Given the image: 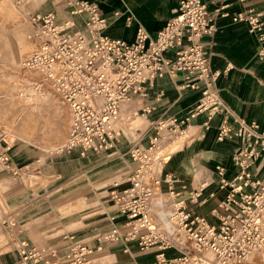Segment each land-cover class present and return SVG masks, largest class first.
<instances>
[{"label": "built area", "instance_id": "2783aa9c", "mask_svg": "<svg viewBox=\"0 0 264 264\" xmlns=\"http://www.w3.org/2000/svg\"><path fill=\"white\" fill-rule=\"evenodd\" d=\"M64 2L73 14L86 16L89 34L72 30L73 22L56 23L53 13L32 14L29 37L34 47L23 61L68 110L66 138L58 152L76 149L84 155L111 148L120 135L123 104L133 95H144L142 84H151L156 76L181 72L184 82L179 87L199 90L198 104L182 119L160 122L157 130L167 127L182 134L180 127L199 113L206 114L205 127L219 116L216 138L239 143L231 157L234 173L228 177L225 166L215 165L224 196L212 208V219L196 213L191 205L198 202L206 180L182 196L175 188L178 178L171 172L161 174L166 159L153 156L165 140L158 131L145 148L130 149L137 167L110 185L107 194L114 212L108 218L110 227L95 233L96 242L65 233L62 238L69 244L61 253L55 246H36L16 237L17 264H92L104 243L118 242H135L140 250H150L153 264H248L264 247V175L252 172L253 166L264 167V129L236 116L217 93L214 84L220 72L211 69L210 52L201 41L215 31V13L203 0H178L176 13L154 37L139 26L130 44L103 33L106 17L97 3ZM231 20L245 22L250 31L264 29L262 14L255 9L232 14ZM168 50H173L172 57L165 55ZM259 56L264 58V47ZM231 67L228 63L224 71ZM6 135L0 128V171L17 174L10 158L12 142ZM162 183L166 191L161 190ZM2 194L0 218L13 230L15 220Z\"/></svg>", "mask_w": 264, "mask_h": 264}, {"label": "crops", "instance_id": "0c3cea01", "mask_svg": "<svg viewBox=\"0 0 264 264\" xmlns=\"http://www.w3.org/2000/svg\"><path fill=\"white\" fill-rule=\"evenodd\" d=\"M86 1L97 3L101 13L106 17V26L103 30L105 35L130 44L133 43L139 26L143 27L150 37H154L167 20L174 16L178 8V0ZM203 1L207 9L214 12L216 16L215 31L209 36H203L201 41L210 52L211 69L220 72L214 84L217 93L236 116L247 122H255L264 129V58L259 56L260 48L264 47V29L250 31L245 22L231 20L232 14L248 9L260 11L264 19V0ZM25 9L28 16L53 13L56 23L70 21L73 22L72 30H81L89 34L85 26L86 16L73 14L64 0H28ZM216 9H219L221 13L226 12L227 15L217 13ZM128 16H131L129 22L126 20ZM165 55L172 57L173 50L166 51ZM228 63L232 67L224 71ZM183 82V73L179 72L172 76L165 72L161 76H156L151 84H142L144 95L131 96L121 108L122 119L118 124L120 135L111 148L102 151L89 150L84 155H80L76 149L61 151L63 157H69L56 159L60 160L59 163L63 165L61 177L55 166H43L44 175L55 177L47 185H40L39 189L14 186L10 200L5 192L7 208L21 230L19 237L36 246H55L61 253L67 250L69 244L62 238V234L65 233L74 234L77 239L86 238L89 243L96 242L95 233L110 227L108 218L114 212L110 198H106L105 194L108 193L112 182L128 176L137 167V162L130 157V149L137 146L145 148L151 136L159 131L157 129L160 122H165L171 117L182 119L198 104L200 91L190 87L181 89L179 85ZM137 118L140 122L132 129L129 123ZM205 119V112L199 113L190 119L187 125L180 127L188 135L185 138L196 141L195 149L190 146L188 154L185 155L187 164L192 170L193 179H184L178 172L167 169L169 159L163 163L161 174L171 172L178 178L175 188L182 193L183 197L206 180L207 184L203 187L208 186L207 189L201 193L198 202L192 204L191 207L196 213L212 219L210 212L217 200L224 196L225 191L219 187L213 168L218 164L225 166L227 176L231 177L234 173L231 157L239 143L233 138L222 140L216 138L219 116H214L209 121L208 127L204 125ZM170 132L171 130L166 127L161 129L159 134L164 136L166 141L168 134L172 137L176 133ZM177 140L167 144L162 152ZM17 147L12 145L10 158L11 164L20 170L27 167L32 156ZM14 148L16 151H21L22 156L11 154ZM206 150L215 152L217 155L213 158L208 157L207 153L202 152ZM202 153L206 156L203 157ZM192 156L194 164L190 160ZM184 163L179 166L176 164L174 167L181 169L185 166ZM184 168L186 172L189 170L187 167ZM194 170L198 172L200 170L199 177L195 176ZM5 171V169L0 171V179L11 175V172L6 173ZM252 172L254 176H263L264 167L253 166ZM160 187L162 191H166V184L162 183ZM214 191H219L217 197L210 198ZM63 194H69L71 198L79 196L78 198L85 200L87 210L93 215L88 227H82L83 230L78 228L82 215L77 214L72 217L62 215L58 211L68 204L76 205V207L81 204V199H78L75 202L54 205V201L59 197L63 198L61 196ZM206 199L209 203L203 208L201 202L204 203ZM93 230L95 231L91 232ZM84 231L90 233L84 235L82 233ZM41 232H46L41 236L39 241L41 244L29 237L30 234L35 235ZM9 243L10 248L0 252V264H17V244ZM110 249L113 251H109ZM116 255L120 257L117 261L114 260ZM106 258H110L113 264L154 263L151 251L140 250L135 242L104 243L103 250L94 255L92 264L95 260H98L97 264H104Z\"/></svg>", "mask_w": 264, "mask_h": 264}, {"label": "rangeland", "instance_id": "374dc122", "mask_svg": "<svg viewBox=\"0 0 264 264\" xmlns=\"http://www.w3.org/2000/svg\"><path fill=\"white\" fill-rule=\"evenodd\" d=\"M27 1L28 0H0V128L5 132H8V129L11 130L15 147L18 146L32 156L26 168L18 170L17 174H11L0 179V191L4 192L2 194L3 196L6 192L8 200H10L9 197L12 187L14 186L20 185L21 187L29 189H39L40 185L45 186L50 180L54 179V176L43 174V166H55L59 171V177H61L63 174V165L59 163L60 160L56 159L69 158L63 157V155H61L63 152H58L57 149L64 143L66 138L69 123L68 110L52 87L48 83L42 81L36 73L27 70L23 64L24 59L34 47L32 37H28L32 34L33 27L25 9ZM15 74L20 78L26 77L35 80V83L38 81V86L37 84L35 85L37 86V90L39 91L42 89V91H45V94H48H46L47 97L38 98L36 102H21L15 99L16 90L13 91L11 97L10 85L14 80L13 76ZM139 122L140 119L137 118L131 121L129 126L134 129ZM11 131L6 135L7 140H10L9 138L12 137L10 134ZM182 134L176 132L172 137L168 134L167 136L170 138H166V141L171 140V138L173 140L177 135ZM166 141L163 143L164 145L160 150L171 142L168 141L167 143ZM185 142L186 144H183L180 149H170V147H168L162 154L164 157L171 158V160L168 161L167 169L178 172L180 176L188 180L193 179V173L187 164L185 155L188 154L190 146H192V149H195L196 141H190V139L184 138V143ZM177 152L182 154L183 157L178 160V163L177 161L175 163L173 162V156ZM202 152L207 153L208 157L212 158L217 155L215 152L207 150ZM12 154L22 156V152L16 151V148L13 149ZM204 156L206 155L203 154V157ZM190 160L193 163V156ZM183 162H185V166H183L189 169L187 172L186 170L184 171V169H186L184 167L181 169L174 167L176 164V166H179ZM38 170L40 171L38 172ZM7 171L8 170L5 172L7 173ZM194 173L196 177H199L200 170L199 172L198 170H194ZM195 183L197 184V181ZM218 192L219 191H214L210 198L217 197ZM61 196L63 198L59 197L55 200L54 205L59 206L60 203L65 204L66 202H75L81 199L78 198L79 196L71 198L69 194H63ZM105 196L109 198L108 194H105ZM207 199L202 203L203 208L209 203ZM210 203L212 204L213 202ZM70 205L71 204H68L62 209L57 210L61 212L62 215L72 217H75L77 214L82 215L78 228L83 230L82 227H88L89 220L93 215L87 210L88 206L85 200L81 199V204L77 207L76 205ZM12 227H14L13 230L6 224L4 218H0V252L10 248L9 242H15L16 237L21 240L19 237V235H21V230L19 226L17 227L16 221L15 225ZM99 230L101 231V229ZM94 231L95 230L91 232ZM44 233L46 232L36 233L35 235L30 234L29 237L39 242ZM82 233L86 235L90 232L84 231ZM83 239L87 240L86 238ZM6 241H8V243L5 244ZM109 251L113 250L110 249ZM119 259L120 257L116 255L114 260L117 261ZM97 263L98 260H95L94 264ZM104 264L113 263L110 258H106ZM248 264H264V247L253 255Z\"/></svg>", "mask_w": 264, "mask_h": 264}, {"label": "bare ground", "instance_id": "6f19581e", "mask_svg": "<svg viewBox=\"0 0 264 264\" xmlns=\"http://www.w3.org/2000/svg\"><path fill=\"white\" fill-rule=\"evenodd\" d=\"M55 20V19H54ZM133 23V22H131ZM130 23V24H131ZM29 37V36H28ZM29 39V38H28ZM14 77V80L12 81L11 85H10V96L12 97V93L14 90H16V97L15 99H17L18 101H21V102H31V101H37L38 98H44V96H46L45 94V91H42L41 90H37V86H38V81L35 83V80H32V79H29V78H20L19 76H17L16 74L13 76ZM37 84V86H35ZM48 95V94H47ZM47 97V96H46ZM17 103V102H16ZM137 114V113H136ZM124 117V116H123ZM9 128V127H8ZM41 129V128H40ZM11 131L8 129V132ZM7 132V133H8ZM10 134L12 135V137H10V141L12 142V145H14L13 143V134H12V131L10 132ZM185 137H188L187 134H182V135H179L177 136L176 138H174L171 142L177 140L175 143H173L172 145H170V149H180L183 144H186V142L184 143V138ZM180 138V139H179ZM170 142V143H171ZM185 148V147H184ZM167 149V148H166ZM162 150H159L157 152H153V156H163L162 154ZM12 154V153H11ZM164 157V156H163ZM183 155L182 154H179L178 152L173 156V162H176L177 160H179L180 158H182ZM164 159L170 161L171 158L170 157H164ZM207 184V183H206ZM208 186H205V187H202L201 188V191H200V195L201 193H203L206 188ZM203 201L201 202V205H202Z\"/></svg>", "mask_w": 264, "mask_h": 264}]
</instances>
